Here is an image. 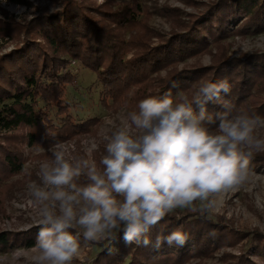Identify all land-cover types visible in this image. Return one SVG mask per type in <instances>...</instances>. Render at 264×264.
Returning a JSON list of instances; mask_svg holds the SVG:
<instances>
[{
	"label": "trees",
	"instance_id": "16d2710c",
	"mask_svg": "<svg viewBox=\"0 0 264 264\" xmlns=\"http://www.w3.org/2000/svg\"><path fill=\"white\" fill-rule=\"evenodd\" d=\"M88 1L92 0H57L58 10L39 13L26 24L0 20V38L20 41L0 57V214L5 212L12 179L23 173L28 160L25 147L48 149L99 131L101 118L80 124L65 104L67 89L76 81L75 63L97 73L95 86L101 89L106 111L134 110L140 99L169 89L174 96L177 91L191 96L193 83L201 78H226L232 88L225 98L250 115L264 117V52L229 56L233 37L264 33V0H215L187 19L180 9L162 8L161 15L173 22L169 35L150 27L152 12L139 0H104L96 8ZM206 54L211 56L208 66L189 65V60ZM208 108L223 110L212 104ZM256 163L264 165V157H250L249 167ZM84 179L77 183H89ZM193 209H175L165 216L148 234L152 243L147 247L126 244L118 234L101 246L91 264H186L243 241L250 247L237 264H254L250 256L260 257L264 264L263 232L236 230L221 216H208L198 206ZM177 228L187 235L183 246L155 247L158 235ZM38 230L1 233L0 253L11 246L32 248ZM19 236L24 239L15 242Z\"/></svg>",
	"mask_w": 264,
	"mask_h": 264
},
{
	"label": "clouds",
	"instance_id": "9594fccd",
	"mask_svg": "<svg viewBox=\"0 0 264 264\" xmlns=\"http://www.w3.org/2000/svg\"><path fill=\"white\" fill-rule=\"evenodd\" d=\"M208 58H205L207 62ZM191 96L169 89L149 94L134 110L104 121L103 154L74 160L62 143L48 148L50 158L39 164V182L29 194L38 227L31 255L17 250L16 258L31 264H72L81 240H115L149 246L151 229L175 209L192 208L197 201L211 209L219 197L250 177V157L264 151V117L236 108L225 97L228 79L201 78ZM222 111H209L208 105ZM86 170L89 183L75 181ZM181 228L158 235L155 247L183 246ZM254 264H262L250 256Z\"/></svg>",
	"mask_w": 264,
	"mask_h": 264
},
{
	"label": "rangeland",
	"instance_id": "374dc122",
	"mask_svg": "<svg viewBox=\"0 0 264 264\" xmlns=\"http://www.w3.org/2000/svg\"><path fill=\"white\" fill-rule=\"evenodd\" d=\"M130 1V0H124ZM140 3L149 11L152 16L149 20L150 27L158 30L165 35H169L173 30V22H169L162 8L180 9L182 17L187 19L188 14L203 9V4L215 0H139ZM189 1H195L198 5L193 6ZM104 0L88 1L91 7L100 6ZM59 4L57 0H0V20L8 21L13 19L21 24H26L32 18L42 12H53L58 10ZM160 12V14L158 13ZM19 40L9 38H0V57L14 50L19 45ZM156 42V40H155ZM232 43L229 56L243 58L255 52H264V33L259 35L247 34L245 36H235L229 40ZM215 53V50H213ZM205 58L207 62H205ZM189 65L198 64L208 66L211 63V56L204 55L199 59L188 61ZM182 64L180 67H183ZM72 72L76 76V81L68 87L65 104L69 106L70 115L75 120L84 124L94 118H101L102 122L96 135H89L78 141L77 139L61 142L68 149L69 154L74 160L86 158L88 149L92 143L97 144V149L92 153L99 161L103 154V140L101 138V129L104 127V121L114 117L121 112L130 111L132 109L124 107L117 112L106 111L101 105L100 91L101 89L95 84L98 81L97 73L90 69L84 68L80 64L73 66ZM258 134L264 137V128L258 129ZM25 156L28 159L23 173L12 179L10 187L12 190L5 199L4 213L0 214V234L9 232L11 234H19L37 227L35 222L36 211L29 194V185L33 182H39L38 170L39 164L50 158L48 149H28L25 147ZM264 157V151L253 152L251 158ZM250 169V177L242 185L224 192L218 199L215 206L211 209L206 207V202L197 201L193 204L198 206L199 210L206 212L208 216H221L236 230L243 232H251L260 230L264 233V165L252 164ZM86 170L81 176L76 178H86ZM78 179V180H77ZM78 184V183H77ZM82 185V184H78ZM176 209V210H185ZM34 231L28 235L33 234ZM24 236L15 237V242H22ZM27 238V237H26ZM81 240V248L79 257L75 258L72 264H91L96 256L102 251L101 246L110 239L100 243H90ZM249 241H243L236 247H229L215 252L214 256L208 259H191L186 264H237V258L245 254L249 250ZM17 250H24L31 255V248L24 245L11 246L6 252L0 253V264H31L26 257L16 258L14 255ZM227 255H229L227 257ZM231 256V257H230ZM235 258V259H233Z\"/></svg>",
	"mask_w": 264,
	"mask_h": 264
},
{
	"label": "built area",
	"instance_id": "2783aa9c",
	"mask_svg": "<svg viewBox=\"0 0 264 264\" xmlns=\"http://www.w3.org/2000/svg\"><path fill=\"white\" fill-rule=\"evenodd\" d=\"M63 145H65V144H63Z\"/></svg>",
	"mask_w": 264,
	"mask_h": 264
}]
</instances>
